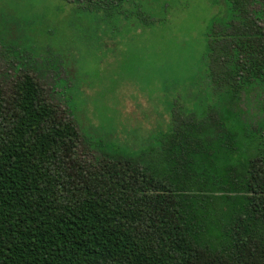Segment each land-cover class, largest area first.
Here are the masks:
<instances>
[{
  "label": "trees",
  "instance_id": "1",
  "mask_svg": "<svg viewBox=\"0 0 264 264\" xmlns=\"http://www.w3.org/2000/svg\"><path fill=\"white\" fill-rule=\"evenodd\" d=\"M223 1L204 106L175 104L144 160L84 159L33 69L0 83V264H264V0Z\"/></svg>",
  "mask_w": 264,
  "mask_h": 264
},
{
  "label": "rangeland",
  "instance_id": "2",
  "mask_svg": "<svg viewBox=\"0 0 264 264\" xmlns=\"http://www.w3.org/2000/svg\"><path fill=\"white\" fill-rule=\"evenodd\" d=\"M225 8L223 0H129L112 11L0 0V83L33 69L78 123L84 159L108 152L144 160L159 148L175 104L204 106L209 32ZM14 51L20 66L5 60H17Z\"/></svg>",
  "mask_w": 264,
  "mask_h": 264
}]
</instances>
